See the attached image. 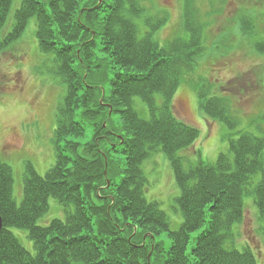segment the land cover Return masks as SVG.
<instances>
[{
  "label": "trees",
  "instance_id": "trees-1",
  "mask_svg": "<svg viewBox=\"0 0 264 264\" xmlns=\"http://www.w3.org/2000/svg\"><path fill=\"white\" fill-rule=\"evenodd\" d=\"M17 1L10 30L0 33V56L34 20L38 52L48 56L46 69L63 96L54 164L42 177L26 164L19 206L11 168L0 162V264H256L257 253L234 247L232 228L250 197L264 240L263 140L231 134L227 150L204 162L190 149L198 131L173 112L185 86L204 118L229 131L238 126L225 93L188 83L207 52L196 0H181V24L165 42L159 34L169 14L155 0ZM13 2L0 0V32ZM248 20L238 21L242 37L251 34ZM256 41L253 50L264 56V40ZM89 131L88 143L68 140ZM162 158L179 190L173 209L182 221L171 231L160 203L147 197L146 176ZM50 199L64 217L39 225ZM12 229L27 233L33 253Z\"/></svg>",
  "mask_w": 264,
  "mask_h": 264
},
{
  "label": "rangeland",
  "instance_id": "rangeland-1",
  "mask_svg": "<svg viewBox=\"0 0 264 264\" xmlns=\"http://www.w3.org/2000/svg\"><path fill=\"white\" fill-rule=\"evenodd\" d=\"M180 2L155 0L169 14V24L159 34L163 42L170 40L181 24ZM17 6L18 1L14 0L1 35L10 30ZM195 7L204 17L203 44L207 52L196 64L188 83L194 86L212 83L215 95L225 93L223 96L229 100L231 115L237 118L238 126L229 131L219 121L204 118L194 95L185 86L175 93L173 112L176 118L198 131L190 149L198 151L202 161L213 163L229 147L227 138L231 134L235 137L240 132H248L264 142V56L252 48L256 40H264V0H196ZM241 17L249 19L252 25L247 37H242L238 29ZM36 42L35 23L30 19L22 36L0 56V162L11 168L12 195L17 206L22 199L23 166L30 163L39 176H44L53 166L55 114L63 96V88L46 69L48 56L38 52ZM215 47L219 50L215 51ZM91 136L89 131L84 137L68 140L85 144ZM153 174L146 176L151 181L147 197L160 203L171 220L170 231L175 230L182 217L173 209V199L179 190L174 186L168 162L163 158L158 161ZM243 208V219L232 228L236 235L234 247L239 251L249 247L257 253L256 264H264L262 224L256 218V207L250 197H244ZM63 217L56 202L50 199L49 210L38 224L46 225L52 219ZM11 232L33 253V244L25 231L12 229ZM152 233L158 234L157 241L167 237V233L158 230ZM165 242L168 244L169 240L166 238Z\"/></svg>",
  "mask_w": 264,
  "mask_h": 264
},
{
  "label": "water",
  "instance_id": "water-1",
  "mask_svg": "<svg viewBox=\"0 0 264 264\" xmlns=\"http://www.w3.org/2000/svg\"><path fill=\"white\" fill-rule=\"evenodd\" d=\"M2 229V220H1V217H0V231Z\"/></svg>",
  "mask_w": 264,
  "mask_h": 264
}]
</instances>
